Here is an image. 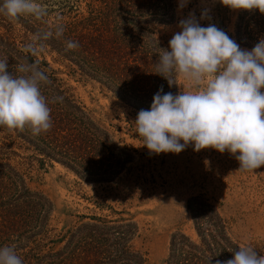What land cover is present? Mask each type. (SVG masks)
Wrapping results in <instances>:
<instances>
[{
  "label": "trees",
  "instance_id": "obj_1",
  "mask_svg": "<svg viewBox=\"0 0 264 264\" xmlns=\"http://www.w3.org/2000/svg\"><path fill=\"white\" fill-rule=\"evenodd\" d=\"M48 15L11 20L0 13V58H8V71L27 58L38 61L51 81L42 87L49 101L52 127L33 136L30 129L0 128V247L15 246L23 264H147L134 246L135 222L93 218L65 235L54 234L55 207L43 193L33 191L23 174L10 162L18 150L31 154L41 167L57 162L83 180L113 182L135 157V151L98 125L66 87L45 53L75 74L97 84L113 99L132 109L150 110L154 95L180 92V78L169 87L156 73L160 28L177 19V0H39ZM3 0H0V4ZM64 28V36L44 41V51L31 56L23 45L36 34ZM264 38V14L243 11L236 29L237 43L251 50ZM79 43L66 50L65 41ZM58 96L63 102H53ZM195 237L174 234L165 264H217L233 258L238 243L228 233L219 206L204 196L188 201Z\"/></svg>",
  "mask_w": 264,
  "mask_h": 264
},
{
  "label": "clouds",
  "instance_id": "obj_2",
  "mask_svg": "<svg viewBox=\"0 0 264 264\" xmlns=\"http://www.w3.org/2000/svg\"><path fill=\"white\" fill-rule=\"evenodd\" d=\"M191 0H178L179 9ZM236 11L259 10L264 14V0H220ZM0 13L11 20L30 16L42 21L47 8L39 0H3ZM201 20L210 19L207 10ZM180 31L169 41V48L159 46L154 64L156 73L176 85L177 78L187 87L178 94L154 95L150 110H140L135 120L136 133L150 153L179 154L188 146L194 151L214 149L230 153L239 162V171L255 172L264 167V38L251 49H242L229 35L209 23L201 26L195 12L179 21ZM64 36V28L36 34L23 45V51L35 57L44 51V41ZM66 50L79 48L73 40L65 41ZM8 58H0V128L9 131L31 130L33 136L52 127L49 101L42 87L51 83L38 61L22 63L8 71ZM63 102L58 96L53 102ZM233 258L217 264H264V255L248 243L238 245ZM0 264H23L15 246L0 247Z\"/></svg>",
  "mask_w": 264,
  "mask_h": 264
},
{
  "label": "rangeland",
  "instance_id": "obj_3",
  "mask_svg": "<svg viewBox=\"0 0 264 264\" xmlns=\"http://www.w3.org/2000/svg\"><path fill=\"white\" fill-rule=\"evenodd\" d=\"M205 10L210 19L201 20ZM193 11L201 26L215 24L236 41L243 10H232L220 0H191L180 10L177 0L176 21L160 28L159 37L168 47L180 31L179 21ZM44 56L89 116L135 151L128 170L108 183L83 180L57 162L43 168L21 150L8 157L29 187L53 203L54 234L63 236L93 218L132 221L138 225L134 246L145 255L147 264H165L174 234L195 237L188 201L202 195L219 206L233 240L239 245L251 244L264 255V167L255 172L239 171V162L230 153L214 149L196 152L191 145L179 154L150 153L136 133L137 116L132 109L56 62L54 55ZM180 83L182 90L187 87L182 79Z\"/></svg>",
  "mask_w": 264,
  "mask_h": 264
}]
</instances>
